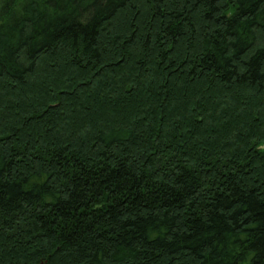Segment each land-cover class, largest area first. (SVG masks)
Wrapping results in <instances>:
<instances>
[{"label": "trees", "instance_id": "16d2710c", "mask_svg": "<svg viewBox=\"0 0 264 264\" xmlns=\"http://www.w3.org/2000/svg\"><path fill=\"white\" fill-rule=\"evenodd\" d=\"M0 264H264V0H0Z\"/></svg>", "mask_w": 264, "mask_h": 264}, {"label": "snow or ice", "instance_id": "6c2138e0", "mask_svg": "<svg viewBox=\"0 0 264 264\" xmlns=\"http://www.w3.org/2000/svg\"><path fill=\"white\" fill-rule=\"evenodd\" d=\"M225 51H226V50H225ZM221 55L223 56V55H224V52H222ZM229 55H231V54L229 53Z\"/></svg>", "mask_w": 264, "mask_h": 264}]
</instances>
